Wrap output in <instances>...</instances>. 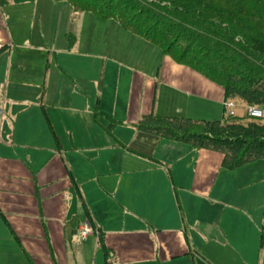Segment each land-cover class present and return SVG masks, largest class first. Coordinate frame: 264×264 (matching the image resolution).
<instances>
[{
	"label": "crops",
	"instance_id": "0c3cea01",
	"mask_svg": "<svg viewBox=\"0 0 264 264\" xmlns=\"http://www.w3.org/2000/svg\"><path fill=\"white\" fill-rule=\"evenodd\" d=\"M12 1L0 0L5 87L15 50H48L66 93L52 102L51 83L38 86L37 102L11 108L4 137L3 103L0 264H264V193L237 201L227 175L219 180L234 171L220 154L136 128L151 114L218 121L223 89L115 20L92 23L107 31L108 50H81L70 33L54 52L45 35L16 29L22 22L6 14ZM30 1L41 16L43 0ZM66 58L85 63L78 69ZM254 163L238 169L243 188L264 178ZM89 219L94 233L83 239Z\"/></svg>",
	"mask_w": 264,
	"mask_h": 264
},
{
	"label": "trees",
	"instance_id": "16d2710c",
	"mask_svg": "<svg viewBox=\"0 0 264 264\" xmlns=\"http://www.w3.org/2000/svg\"><path fill=\"white\" fill-rule=\"evenodd\" d=\"M54 1L68 3L74 14L117 21L124 31L221 87L226 102L238 97L243 104L264 110V0ZM249 1L262 6L257 23L245 16ZM136 128L196 151L218 153L227 170L264 161V119L230 117L226 108L219 121L151 114L142 117Z\"/></svg>",
	"mask_w": 264,
	"mask_h": 264
},
{
	"label": "rangeland",
	"instance_id": "374dc122",
	"mask_svg": "<svg viewBox=\"0 0 264 264\" xmlns=\"http://www.w3.org/2000/svg\"><path fill=\"white\" fill-rule=\"evenodd\" d=\"M20 1L24 4L30 2V5L27 4L22 7H19L18 2ZM218 1H220V3L222 4H226L227 2L226 0ZM245 7V16L247 17L248 15L250 17H254L252 20L257 23L258 18L261 14L262 6L256 5L254 1H249L246 3ZM6 10V14H9L11 19L16 20L17 22H22V27L16 28L18 31H24L31 28L33 31H36V33L40 32L41 34L45 35L44 37L48 43L46 45L50 46V48H53L54 52L57 50H61L63 37H65L66 34L70 33L75 35L76 40L80 44L81 50H85L87 49V47H90L94 52H101L104 50H108L112 45L111 40L107 39V36L104 34L107 31L101 32L100 29H98L97 27L95 28L92 25V23H96V18L93 14L84 13L82 14L80 20H77L73 16L70 7L65 2H53L52 0H43L41 5L39 4L38 6V10L41 16L36 15L35 6L31 3L30 0H13L10 3L9 8H7ZM90 20H92L91 23ZM12 24V22H8L9 29H11ZM64 42L68 44L65 39ZM44 51L46 52L45 54H42L41 52L35 50H15V54L13 57V63L15 64V67L12 70L10 85L7 87H5L6 81H4L7 69L2 65L0 66V103H4L6 113V118L3 121L1 127L3 137L5 135L4 133L7 132L5 129L10 126V124L11 126H14L12 120H10L9 117V112L11 108L14 107L17 103L26 102L27 100L37 102L39 98V95L38 97L36 96L38 86L42 87L45 83H51V90L48 94V97L52 102L58 98L61 91L63 95L66 93L65 89L63 88L61 90L59 86L61 84L62 79L61 71L59 70L58 65L56 64L54 53H52L49 58L48 50ZM2 59L4 64V58ZM61 59L63 61V58ZM66 59L67 60L65 61V63L67 64L77 63L75 67H77L78 69L85 63L83 59ZM48 60L52 61L51 66L48 63ZM8 62L9 60L7 58L6 64ZM27 83H29L30 85H28ZM40 94V96H42V91H40ZM46 95L47 94H45V96ZM228 102H233L241 106L242 112L239 113V115H241V117H247L244 113L246 112L245 108L248 107V105L243 104V101H241L238 97H231ZM44 105L46 106L45 102ZM31 106L32 104H30V107ZM39 107V109H41V106ZM18 109L24 110L20 107ZM30 109L32 110V108ZM33 110H37V107ZM237 111L236 115H238ZM47 112H49V110ZM223 114V108H221L220 114H216L215 120H222ZM51 116H53L55 120H58L54 113ZM63 116H65L64 113ZM23 117L24 116L22 114L21 119H23ZM254 165L256 167L258 165V168L261 169L260 171L263 173L262 177H264V161H258L254 163ZM238 169L234 170L235 172H227L225 170H222V176L219 178V180L221 181L223 177L227 175L226 179H228L232 190L231 192L233 196L236 197L237 201H248L251 200L253 195H259L258 193L261 192L264 193V178L261 181L259 179L260 182L255 184L254 186H249L247 188L241 187V185L239 184H242L244 182L246 172L245 170ZM118 217H120V215ZM239 221L241 220L236 217L231 219L232 223Z\"/></svg>",
	"mask_w": 264,
	"mask_h": 264
},
{
	"label": "built area",
	"instance_id": "2783aa9c",
	"mask_svg": "<svg viewBox=\"0 0 264 264\" xmlns=\"http://www.w3.org/2000/svg\"><path fill=\"white\" fill-rule=\"evenodd\" d=\"M226 111L230 117L236 116V111L238 109V105L233 102H227L224 104ZM246 112L245 115L248 119L254 120H262L264 119V110L259 106H248L245 108ZM4 116V107L3 104L0 103V118ZM81 236L83 239L91 236L94 233V229L92 228L91 224L88 222L81 228Z\"/></svg>",
	"mask_w": 264,
	"mask_h": 264
}]
</instances>
